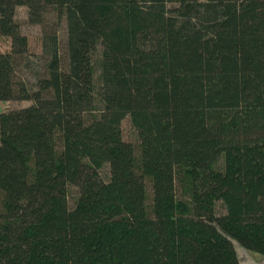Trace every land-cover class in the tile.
I'll use <instances>...</instances> for the list:
<instances>
[{
    "label": "trees",
    "instance_id": "16d2710c",
    "mask_svg": "<svg viewBox=\"0 0 264 264\" xmlns=\"http://www.w3.org/2000/svg\"><path fill=\"white\" fill-rule=\"evenodd\" d=\"M0 34V264L264 256V0H0Z\"/></svg>",
    "mask_w": 264,
    "mask_h": 264
},
{
    "label": "rangeland",
    "instance_id": "374dc122",
    "mask_svg": "<svg viewBox=\"0 0 264 264\" xmlns=\"http://www.w3.org/2000/svg\"><path fill=\"white\" fill-rule=\"evenodd\" d=\"M50 16L48 18L49 24L51 23ZM16 20L19 23L22 33L27 36L29 40V53L26 57L18 59L16 78L20 80H26L30 84H35V71L40 70V73L44 72L42 66L46 64L45 58L42 57L41 40L44 32V28L39 25H34L29 22L28 9L25 7L19 8L16 14ZM60 37L62 41L66 38V25L62 24L60 29ZM0 51L3 53L11 52V40L3 37L0 34ZM32 105L31 101H0V114L2 112L22 109ZM124 132L127 140H135V134L132 126L129 122L124 123ZM75 191L73 190V200L75 197ZM73 204V201H71ZM236 250L242 264H264V256L252 251H249L236 243Z\"/></svg>",
    "mask_w": 264,
    "mask_h": 264
}]
</instances>
